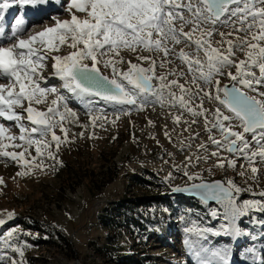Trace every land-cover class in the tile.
Here are the masks:
<instances>
[{
    "label": "rangeland",
    "instance_id": "1",
    "mask_svg": "<svg viewBox=\"0 0 264 264\" xmlns=\"http://www.w3.org/2000/svg\"><path fill=\"white\" fill-rule=\"evenodd\" d=\"M51 4L55 9L23 26L26 30L23 38L29 33L54 26L53 17L70 19V13L66 10L67 0H51ZM29 7L21 12L19 6L14 5L10 10V16L15 14L14 17L10 21L5 17L2 22L5 35L0 39L4 41L2 46L14 42L11 30L15 19L18 16L27 17L25 11ZM190 27L184 30L188 31ZM219 31L227 32L228 29L221 27ZM218 32L213 39L216 47L220 46L216 41L221 39ZM168 46L174 49L172 62L167 68L157 67V76L171 69L187 71L178 58V52L181 49L192 52L193 49L183 43H169ZM72 50L66 44L61 46L59 52L49 53L47 67L43 69L46 79L41 81L43 87L57 88L66 98L68 107L78 113V122H65L63 125L67 130L66 142L60 126L54 129L62 141L58 151L55 143L52 144L57 160L45 158L44 164L52 167L44 171L33 168L29 174L18 176V172H27L29 165H20L10 158H0V180L3 181L0 183V218L7 221L0 226V256L4 257L3 264H12L13 260L18 264H197V257L184 243L189 238L197 239L185 231L194 223L200 228L209 229L205 233L207 241L200 243L209 249L227 252L229 264H259L254 261V256L264 261V212L250 210L247 215L235 220L234 229L230 228L225 233L223 229L230 221L224 219L222 205H208L198 199L197 202L192 201L189 196L171 194L173 186L222 179L225 183L232 180L241 189H251L236 195L239 204L245 200L264 203V197L259 195L264 191V163H260L257 158V162L251 165L258 169V180L254 181L251 179V166L244 159H237L226 150H221L219 158L211 157L216 147L209 142L208 137L211 134L220 139V133L215 129L209 133L205 129L204 117H196L197 122L193 124L194 117L187 112H183L181 122L175 124L173 115H181L179 108L152 103L143 110H137L96 97L73 95L63 87L62 80L52 75L53 61L50 58L53 55H66ZM121 55L125 61L141 63L133 53L122 51ZM140 55L153 56L157 65L163 58V53L145 51ZM200 58H204L202 53ZM234 59L243 60L245 56L237 52ZM117 66L122 70L128 67L127 63ZM142 66L147 68L149 64L145 61ZM98 67L111 78L110 68H104L103 64ZM227 71L225 69V75L218 77L221 87L224 83H232L226 75ZM231 71L235 73V68ZM256 74L259 75L258 70ZM175 78L168 77L169 80ZM185 79L190 80L191 76L181 78L179 82L183 84ZM0 83L7 81L0 80ZM153 85L158 86V82L154 80ZM258 87L259 91L264 92V86ZM174 91L179 95V89ZM248 94L255 95L252 92ZM54 98V95L49 94L44 102L32 106L46 112ZM195 103L199 104L200 101L197 99ZM27 106L25 102L23 107ZM217 106V101L205 98L203 108L208 110L209 121L213 119L211 113ZM89 107L107 116V122L97 121L102 127L90 124L87 114ZM121 109H130V114H121L116 119ZM221 110L230 115L227 109L221 107ZM17 111L25 117L22 122L30 129L32 125L26 120L27 114L22 108ZM113 120L115 123H112ZM0 123L10 129V134L20 135L14 122L0 118ZM233 123L238 124V121L234 120ZM234 130L241 131L238 127ZM32 135L33 138L38 136ZM246 135L251 141V134ZM47 139H51L50 134ZM4 143L16 144L20 141L5 140ZM201 143L207 146L206 153L202 149L198 150ZM251 148L258 151L255 143H252ZM6 150L21 152L24 148L9 147ZM28 153L25 154L26 160L31 162V158L36 156L34 147ZM197 155H207L209 159L186 168V158L195 160ZM62 158L66 159L64 165ZM39 159L35 162H39ZM218 159L224 162V167L217 166ZM227 159L236 161L235 168L227 167ZM113 164L115 178L105 182L107 174L103 175V172L106 168L109 172ZM185 170L194 179L189 180L184 175ZM241 172L245 175L241 176ZM213 210L217 212L215 217L210 214ZM8 212L14 213L10 220L7 219ZM204 213L208 219L200 218ZM145 221L153 225L141 224ZM9 231H15L16 234L7 237ZM214 232L220 235H213ZM6 241L22 248L23 256L6 247Z\"/></svg>",
    "mask_w": 264,
    "mask_h": 264
},
{
    "label": "snow or ice",
    "instance_id": "2",
    "mask_svg": "<svg viewBox=\"0 0 264 264\" xmlns=\"http://www.w3.org/2000/svg\"><path fill=\"white\" fill-rule=\"evenodd\" d=\"M49 2L50 0H0V36L5 35L2 23L5 13L14 5L19 6L23 12L26 7L35 9ZM66 10L70 13V19L53 17L54 26L29 33L26 38H23L25 21L22 16H18L11 30L14 42L2 46L4 41H0V80L7 81L0 83V118L14 122L20 133L18 137L10 134V129L0 123V158H10L20 165H29L28 171L18 172V176L29 174L33 168L44 171L52 167L45 165L44 159L57 160L52 144L55 143L58 151L62 143L54 129L60 126L66 142L67 130L63 127L64 123L78 122V113L68 107L66 98L57 88L41 86V81L46 79L43 69L47 67L49 53L59 52L61 46L66 44L73 50L63 56H51V68L52 75L62 80L63 87L73 95L81 98L99 97L137 110H143L152 103L179 108L181 115H173L175 124H179L183 112H187L194 117L193 124L197 122L196 117H204L205 129L209 133L213 129L220 133V139L211 134L208 137L209 142L216 147V151L211 152V157L219 158L221 150H226L237 159H244L250 166L257 162V158L260 163H264V92L259 91L258 87L264 86V0H67ZM189 25L190 29L185 31ZM221 27L228 31L218 32ZM217 32L221 37L216 41L219 47L213 45ZM196 33L199 35L196 36ZM169 43H183L193 49L192 52H185L183 49L178 52V58L187 67V71L171 69L157 76V67L167 68L172 62L171 54L174 49L169 48ZM122 51L135 54L141 63L125 61ZM145 51L163 53L159 65L153 56L140 55ZM237 52H242L245 59L236 61L234 57ZM201 53L203 59L200 58ZM145 61L149 64L147 68L142 66ZM121 63H127V70L117 66ZM100 64L111 69V78L101 74L98 67ZM233 67L235 73L231 71ZM225 69H228L226 75L232 81L231 87H221L218 77L225 75ZM257 70L259 75L256 74ZM169 76L176 78L169 80ZM187 76H191V79H185L183 84L179 82ZM154 80L158 82L156 87L153 85ZM174 89H179V95ZM249 92L255 95H249ZM49 94L55 98L51 100V106L46 112L32 106L34 103L44 102ZM205 98L218 102L211 113V121L207 118L208 110L203 108ZM197 99L199 104L195 103ZM25 102L27 107H23ZM221 107L227 109L230 115L224 114ZM21 108L27 114V122L32 125L30 129L22 122L25 117L17 111ZM87 114L93 127H102L97 121L107 122L106 115L97 113L91 107ZM121 114H130V109H121L116 114V119ZM234 120L238 124H234ZM237 127L241 131L234 130ZM32 134H38L37 138H33ZM49 134L50 140L47 139ZM246 134H251V141ZM80 135L83 136V133ZM5 140H19L20 143H4ZM252 143L257 145L258 151L252 150ZM9 147H23L24 151H7ZM33 147L36 156L29 162L25 154ZM200 149L207 152L204 143L198 146V150ZM37 158H40L39 162H35ZM207 159V155H197L195 160L188 157L185 167ZM235 165V160L227 159V167L235 168ZM217 166L225 165L218 159ZM251 172V179L258 180V169L251 166ZM184 175L189 180L194 179L187 170ZM240 175L244 176L245 173L241 172ZM0 183L3 181L0 180ZM226 183L227 187L220 181L193 183L190 186L202 202L215 201L223 206L224 219L230 221L223 229L225 233L230 228L234 229L235 220L247 215L250 210L264 212V203L260 201L245 200L243 204H239L236 200V195L251 189H241L232 180ZM173 190L179 192L189 189ZM259 195L264 197V191ZM210 214L215 217L217 212L213 210ZM6 215L10 220L14 213L8 212ZM6 222L4 218H0V226ZM185 231L197 238L184 241L197 257V264H229L227 252L212 250L200 243L207 241L205 233L209 229L200 228L194 223ZM15 234V231H9L6 235L13 237ZM213 235L220 233L214 232ZM5 246L23 256L22 248L10 241H6ZM3 259L0 256V264H3ZM254 261L264 264L259 257L254 256ZM12 264L18 262L13 260Z\"/></svg>",
    "mask_w": 264,
    "mask_h": 264
},
{
    "label": "water",
    "instance_id": "3",
    "mask_svg": "<svg viewBox=\"0 0 264 264\" xmlns=\"http://www.w3.org/2000/svg\"><path fill=\"white\" fill-rule=\"evenodd\" d=\"M101 74H102V75H105V74H103L102 72H101ZM105 76H106V75H105ZM231 84H232V83H224V84L222 85V87H223L224 85H228L229 87H231ZM96 98H97V99H100L99 97H96ZM100 100H102V99H100ZM215 181H220V182H222V183L225 184V187H227V184H226L222 179L201 180V181H197V182H194V183H201V182L212 183V182H215ZM192 184H193V183L186 184V185H181V186H173V187H172L171 194H172V195L189 196V197H191V198H194V199H198V200H200L199 196H197V195L195 194V190H192V189H191L190 186H191ZM175 188H182V189H184V188H188L189 190H188V191H179V192H177V191H174V190H173V189H175ZM206 204H208V205H212V204H217V202H215V201H208Z\"/></svg>",
    "mask_w": 264,
    "mask_h": 264
},
{
    "label": "bare ground",
    "instance_id": "4",
    "mask_svg": "<svg viewBox=\"0 0 264 264\" xmlns=\"http://www.w3.org/2000/svg\"><path fill=\"white\" fill-rule=\"evenodd\" d=\"M50 2H51V0H50ZM50 2L47 4V7L46 8H44L45 6H38L37 8H31V7H29L28 9H27V12H34L37 16H35L36 17V19H39V18H41V17H43L44 15H46L47 13H49L50 11H52L53 9H55V6H52L53 4H54V2H53V4H51V5H49L50 4ZM12 9V8H11ZM11 9H9L6 13H5V17H7V16H9L10 15V10ZM39 9V11H36V10H38ZM10 19H12V17L10 18ZM25 21V20H24ZM72 264H78V263H72Z\"/></svg>",
    "mask_w": 264,
    "mask_h": 264
},
{
    "label": "trees",
    "instance_id": "5",
    "mask_svg": "<svg viewBox=\"0 0 264 264\" xmlns=\"http://www.w3.org/2000/svg\"><path fill=\"white\" fill-rule=\"evenodd\" d=\"M61 160H63V165L66 163L65 162V160L62 158ZM115 166V164H113L110 168H109V172L107 171V169L108 168H106V170L103 172V175H105V174H107L106 176H107V180L105 181V182H110V181H112L114 178H115V170L114 171H112L113 170V167ZM192 201H195V202H197V200H192ZM204 215V216H203ZM200 218H207V215L204 213ZM208 219V218H207ZM206 222V221H205ZM141 224H143V225H153L152 224V222H148V221H145L144 223H141ZM62 239H63V237L61 236V235H59ZM135 260V259H134ZM139 259H137V261H138ZM136 262V261H135Z\"/></svg>",
    "mask_w": 264,
    "mask_h": 264
}]
</instances>
